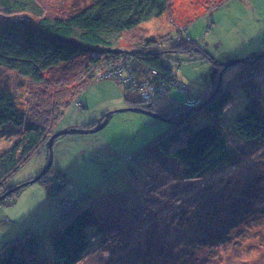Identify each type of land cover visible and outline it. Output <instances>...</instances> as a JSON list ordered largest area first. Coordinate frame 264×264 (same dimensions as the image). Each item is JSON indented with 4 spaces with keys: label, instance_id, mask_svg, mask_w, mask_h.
I'll return each instance as SVG.
<instances>
[{
    "label": "rangeland",
    "instance_id": "1",
    "mask_svg": "<svg viewBox=\"0 0 264 264\" xmlns=\"http://www.w3.org/2000/svg\"><path fill=\"white\" fill-rule=\"evenodd\" d=\"M90 1L39 0L49 14L67 13ZM206 1L172 0L171 15L165 14L144 24V34L140 30L137 32L141 36L159 38L167 35L179 37L181 31L195 42L196 50L213 58L214 62L207 60L202 53L195 55L204 60H193L188 53L182 52L162 54V59L173 67L181 86L179 90L171 89V93L178 104H183L170 103L164 92L155 96L148 94L146 103L154 101V106L162 107L161 110L172 105L173 110L180 109L179 116L171 115L167 118L170 123H163L138 112H115L98 132L58 136L52 141L50 151L46 145L42 146L9 182L15 185L10 190H18V195L12 204H8L10 199H7L0 205V247L31 231L38 235L40 254L52 258L50 232L66 223L77 211L87 205L102 210L107 202L104 209L116 210L121 216L124 213L122 205L133 198L139 201L137 207L142 208L141 213H149L147 206L154 204L156 209L149 205L153 218L142 221L138 210L130 213L129 220L138 214L134 221L138 225H129L120 238L112 237L102 252L96 250L102 245L103 237L97 234L80 264H264V147L256 149L254 145H234L230 141L233 148L225 171L217 170L210 181L204 179L198 183L199 187L210 184L214 188L202 198L208 202L207 209L208 206L213 208L207 213L213 218L206 215L207 218H203L195 229L192 223L197 218L191 217L190 212L183 214V224L177 222V217L182 216L176 214L182 211L181 206L193 203L185 195L189 188H180L185 185L179 186L175 180L166 179L169 177L155 175L156 169L162 167L157 162L160 158H149L157 155V147L150 141L155 140L162 127L166 131L175 123L186 120L197 123L208 118L204 109L208 108L215 92H211L207 85L209 93L204 95L207 79L209 84L217 83L218 86L222 74L223 83L238 85V100L222 115L225 125L246 109L264 110V72L257 73L264 67V60L249 66L250 59L246 58L259 51L262 53L257 58L264 56V0H224L211 9L207 8ZM121 43L124 47L131 45L125 44L124 40ZM97 57L102 58V53ZM110 65L117 67L119 74L112 75L114 78L94 79L80 98L85 107L73 101L55 125V133L73 128H93L107 113L128 108L129 100L146 104L144 91L134 89L132 92L128 90L129 85L125 88L118 84L119 79H125V73L131 75L133 72L135 58H127L123 53ZM46 74H43L44 83L38 84L16 72L0 70V85L10 91L16 108L28 119L36 116L42 120L47 114L44 109L47 102H55L52 98L56 97L57 90L49 89ZM257 87L260 88L257 90ZM185 97L192 99L186 100ZM18 138V129L9 126L0 130V152L12 146ZM144 145L148 148L144 149ZM136 152L138 154L131 159L125 158ZM50 154L52 163L44 175L48 176L46 181L52 190L42 185L40 180L44 175L29 184L44 171ZM141 155L142 159L130 162ZM128 161L131 164L127 166ZM142 171L154 173L155 178L142 177ZM57 174L65 180L61 192L55 195L56 184L54 180L52 185V178ZM218 187L222 190L218 191ZM131 190L134 195L128 197L126 194ZM155 217L161 218L153 224ZM96 222L88 223L86 230L99 232L94 226ZM167 224L170 225L169 237L158 241L162 228H168ZM190 224L193 231H185ZM182 227L184 229L180 230ZM170 240L173 254L166 260ZM180 240L183 242L179 245Z\"/></svg>",
    "mask_w": 264,
    "mask_h": 264
},
{
    "label": "trees",
    "instance_id": "2",
    "mask_svg": "<svg viewBox=\"0 0 264 264\" xmlns=\"http://www.w3.org/2000/svg\"><path fill=\"white\" fill-rule=\"evenodd\" d=\"M223 1L208 0L207 8L217 7ZM171 5L172 0H91L87 4L76 6L70 12L49 14L39 0H0V70L16 72L38 84L44 83L43 74L47 73L49 89L57 90L56 97L52 98H55V102H47L44 108L47 114L39 120L36 116L28 119L18 111L10 91L0 85V130L10 126L18 129L19 134L12 146L0 152V196L11 191L0 201V205L7 199H10L8 204L14 202L18 190H10L15 185L10 183L12 186H9V182L42 146L48 147V142L55 133V125L72 102L76 100L74 104H83L80 98L94 79H109L114 78L112 75L119 74V69L113 68L110 63L121 54L125 53L127 58H135V65L132 68L134 73H125L123 81L115 76L119 85L125 88L130 86L128 90L132 92L134 89L148 91L151 96L164 92L166 99L178 106L179 102L172 95L171 89L179 90L181 86L176 80L173 67L162 59V54L182 52L188 53L193 60H204L195 55L204 53L196 50L195 42L181 31L179 37L167 35L155 38L137 34L138 30L144 34L143 26L147 22L165 14L171 15ZM122 40L131 45L122 46ZM101 53L102 58H98L97 54ZM261 53L262 51L252 52L246 56L250 59L249 66L263 62L264 56L257 58ZM204 56L213 61L209 55ZM123 68L125 69V65ZM154 72L157 74L153 75ZM259 72H264V67L257 71ZM212 84H209L208 79L205 82V86L208 85L210 91L215 92L208 108L204 109L208 118L204 117L197 123L188 120L181 124L175 123L166 131L162 130V127L155 140L152 143L150 141V144L156 145L157 155L149 158L159 157L157 162L162 166L156 169L155 175H164L169 177L166 179L175 180L174 183L179 186L185 185L180 188H189L185 195L191 198L193 203L181 206L182 211L176 214H182L181 218L177 217V222L183 224V214L190 212L191 217L197 218L192 223L194 229L203 218H207V213L213 210L209 206L207 209L208 202L202 198L214 188L210 184L199 187L198 183L212 178L217 170L225 171L230 163L233 148L230 141L232 140L234 145H254L256 149L264 147V110L246 109L240 112L233 122L225 125L222 115L238 100V85L223 83V75L218 86L217 83ZM208 86L203 93L208 91ZM251 88L249 86V89ZM259 88L257 87V90ZM157 101L158 99L155 102ZM83 105L85 107V104ZM127 107L140 108L139 105L135 106L128 101ZM161 108L157 112L166 118L171 115L179 116L177 112H181L180 109L173 110L172 105H169L167 110ZM147 145L143 146H146L144 149L148 148ZM138 152L125 158L131 159ZM140 159L142 155L130 162ZM130 162L125 164L128 166ZM144 175L155 178L154 173L142 171V177ZM47 178L48 176L44 175L40 181L52 190L47 184ZM52 179V185L54 180L56 184L54 194L58 195L64 187L65 179L59 174ZM220 189L222 190L218 187V191ZM132 190L126 194L128 197L134 195L131 194ZM200 199L202 202L196 205ZM148 202L151 200L148 199ZM106 203L103 204L102 210L93 205L83 207L67 219L66 223L50 232L52 258L40 254L38 235L27 231L0 247V264H80L97 234L103 236L102 245L96 249H101L102 252L108 240L112 237L120 238L129 225H138L134 222L138 214H134L129 220L130 213L139 211L142 221H149L154 216L150 207L156 209L154 204L149 203V213H141L142 208L137 207L139 201L131 198L122 205L124 213L119 216L116 210L110 212L104 209L108 205ZM208 217L213 218L211 215ZM159 218L155 217L151 223L155 224ZM93 221H97L94 226L99 232L86 230L89 227L87 224ZM166 226L168 228H162L158 241L169 237L170 225ZM190 226L191 224L187 225L188 228L182 227L180 230L193 231ZM175 228H178V225ZM181 233L179 231L180 235ZM181 242L183 240L177 243L180 245ZM172 246L170 240V246L165 253L168 257L166 260L172 257Z\"/></svg>",
    "mask_w": 264,
    "mask_h": 264
},
{
    "label": "water",
    "instance_id": "3",
    "mask_svg": "<svg viewBox=\"0 0 264 264\" xmlns=\"http://www.w3.org/2000/svg\"><path fill=\"white\" fill-rule=\"evenodd\" d=\"M221 77H222V74H220V79H219V83L221 81ZM125 111H133V112H138V113H142V114H145V115H148L152 118H154L155 120H158L160 122H165V123H170V120L167 119V118H164L160 115H158L157 113H153V112H149L143 108H135V107H128V108H124V109H120V110H114V111H111L109 113H107L103 118L102 120L100 121H97L96 125L93 127V128H90V129H69V130H61V131H58L56 132L52 138L50 139L49 143H48V147H49V151L51 150V143L54 139H56L58 136H62V135H75V134H89V133H95V132H98L99 130H101L102 128H104L109 119L112 117V114L115 113V112H125ZM51 163H52V158H51V154L49 156V160L46 164V167L44 169L43 172H41V174L39 176H37L35 179L31 180L30 182H28L29 184H32V183H35L37 182L50 168L51 166ZM26 183V184H28ZM11 191H8L5 195H2L0 197V201L3 200Z\"/></svg>",
    "mask_w": 264,
    "mask_h": 264
},
{
    "label": "flooded vegetation",
    "instance_id": "4",
    "mask_svg": "<svg viewBox=\"0 0 264 264\" xmlns=\"http://www.w3.org/2000/svg\"><path fill=\"white\" fill-rule=\"evenodd\" d=\"M208 93H209V91L205 92L204 95H207ZM198 98H200V97H198ZM130 103L135 105V106L139 105L140 108H143V109H145V110H147L149 112H153V113H157L158 114L157 111L159 110V108H157L156 105L154 106V101L148 102L146 104H142V103L137 102L136 100H134V101H131ZM178 105L180 106V104H178ZM162 117H164V116H162ZM164 118H166V117H164Z\"/></svg>",
    "mask_w": 264,
    "mask_h": 264
},
{
    "label": "built area",
    "instance_id": "5",
    "mask_svg": "<svg viewBox=\"0 0 264 264\" xmlns=\"http://www.w3.org/2000/svg\"><path fill=\"white\" fill-rule=\"evenodd\" d=\"M127 79H128V80H130V78H129V77H128ZM144 93H145V96H144V97H145L144 103H146V98H147V96H148L149 92H148V91H144Z\"/></svg>",
    "mask_w": 264,
    "mask_h": 264
},
{
    "label": "crops",
    "instance_id": "6",
    "mask_svg": "<svg viewBox=\"0 0 264 264\" xmlns=\"http://www.w3.org/2000/svg\"><path fill=\"white\" fill-rule=\"evenodd\" d=\"M130 102V101H129ZM106 114V113H105ZM101 117H103V116H101ZM96 121V120H95Z\"/></svg>",
    "mask_w": 264,
    "mask_h": 264
},
{
    "label": "bare ground",
    "instance_id": "7",
    "mask_svg": "<svg viewBox=\"0 0 264 264\" xmlns=\"http://www.w3.org/2000/svg\"><path fill=\"white\" fill-rule=\"evenodd\" d=\"M121 69V68H120Z\"/></svg>",
    "mask_w": 264,
    "mask_h": 264
}]
</instances>
